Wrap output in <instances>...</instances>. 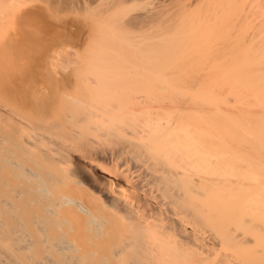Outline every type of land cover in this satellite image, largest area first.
Masks as SVG:
<instances>
[{
	"label": "bare ground",
	"instance_id": "6f19581e",
	"mask_svg": "<svg viewBox=\"0 0 264 264\" xmlns=\"http://www.w3.org/2000/svg\"><path fill=\"white\" fill-rule=\"evenodd\" d=\"M0 264H264V0H0Z\"/></svg>",
	"mask_w": 264,
	"mask_h": 264
},
{
	"label": "rangeland",
	"instance_id": "374dc122",
	"mask_svg": "<svg viewBox=\"0 0 264 264\" xmlns=\"http://www.w3.org/2000/svg\"><path fill=\"white\" fill-rule=\"evenodd\" d=\"M67 10H68V9H67ZM67 10H64V12L67 11ZM62 13H63V12L59 13V14L56 15L55 17H57V18L60 19L61 21H63V20L66 19V20L63 21V22H67V21H69V19H70V17H71V20H70V22H68V23H69V24H70V23L72 24V23L75 22L76 17H75V14L72 13V11H71V12H67V13H63V14H62ZM60 15H61V16H60ZM68 17H69V18H68ZM57 22L59 23L60 21H57ZM68 23H66V24H68ZM60 24H61V23H60ZM62 24H63V23H62ZM71 26H73V24H72ZM69 27H70V26H69ZM70 28H71V27H70ZM73 29H74V28H73ZM66 32H67V33H66ZM66 32H64V38H65L66 35L68 36V33H69V35H70V33H72V30L70 29V30H68V31H66ZM65 33H66V34H65ZM39 34L42 35L41 32H40ZM65 39H66V40L69 39L70 41H67V42H66V40H64V41H63L64 43L68 44V42H72V44H73V40H74V39L72 38V35L66 37ZM71 40H72V41H71ZM44 42L46 43L47 41H44ZM58 48H59V47H56V49H54V51H53V50H49V51H47L48 53H46V56L44 55L45 52H43V53L41 52V51H43V50H41V49H37V51L39 50L38 53H40V52L42 53V54L39 55V56L42 57V55H44L45 58L47 57V54H50V53L53 51V52H55L54 55H55L56 57H57V56L62 57L61 60L65 57L62 61H59L60 59H59V57H58V59H59L58 61H59L60 63L62 62V64H65L66 61H68V60H67L68 58L66 59V55H69V56L72 55V56H73L74 52H72V51H65V52H59V53H58L57 51L60 49V48H59V49H58ZM34 50H35V49H34ZM34 50H33V51H34ZM33 51L30 50L31 54H30V52H27V55H28V53H29L30 56H31V57H30V60H29V58H28L29 56L26 55L25 59L28 58L27 61H26V60L24 61V58L20 61V63H22L25 67H26L27 65L30 66V65H33V64L35 65V64H38V63L41 64L42 61H45V59L42 58L43 60L40 61L41 63H40V62L37 63V61H39L40 59L38 58L39 60H34V58L36 59V58L39 57V56H37L38 54L36 55L37 51H34L35 54L33 55V53H34ZM49 52H50V53H49ZM53 52H52V53H53ZM52 53H51V54H52ZM60 53H61V54H60ZM69 53H70V54H69ZM58 54H59V55H58ZM64 54H65V55H64ZM60 55H61V56H60ZM63 55H64V56H63ZM32 56H34L33 59H32ZM49 56H50V55H49ZM72 56H70L71 58L69 57V58H70V59H69V60H70V62H69L70 64H72V62H71ZM48 58H49V57H47V59H48ZM31 59H32V60H31ZM65 59H66V61H65ZM22 61H24V63H23ZM35 61H36V62H35ZM63 61H65V62H63ZM59 62L54 61V63H56V64H55L56 66H58L57 64H59ZM69 63L67 62L66 64H69ZM62 64H61V66H60V65H59V66H60V67L65 66V65H62ZM70 64H69V65H66V66H68V67H69V66H74V63H73L72 65H70ZM50 77H51V78H50ZM50 77H49V79H48V80H50V81H52L53 78L56 79V78L53 77V76H50ZM42 78H43V77H42ZM42 78L40 79L39 76H38V77H37V80L41 81ZM46 80H47V78H46ZM39 81H38V82H39ZM38 82H37V83H38Z\"/></svg>",
	"mask_w": 264,
	"mask_h": 264
}]
</instances>
